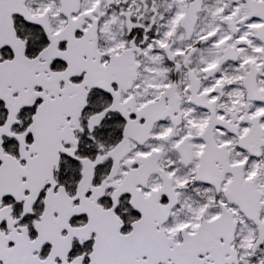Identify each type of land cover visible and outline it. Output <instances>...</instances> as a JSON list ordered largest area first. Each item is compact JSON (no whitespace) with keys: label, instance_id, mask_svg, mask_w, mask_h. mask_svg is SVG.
Instances as JSON below:
<instances>
[{"label":"snow or ice","instance_id":"1","mask_svg":"<svg viewBox=\"0 0 264 264\" xmlns=\"http://www.w3.org/2000/svg\"><path fill=\"white\" fill-rule=\"evenodd\" d=\"M0 264H264V0H0Z\"/></svg>","mask_w":264,"mask_h":264}]
</instances>
